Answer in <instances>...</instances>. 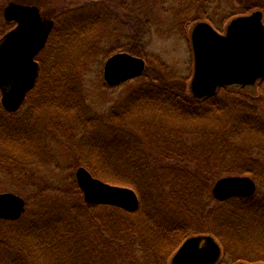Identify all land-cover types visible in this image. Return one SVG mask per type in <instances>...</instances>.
<instances>
[{"label": "trees", "instance_id": "trees-1", "mask_svg": "<svg viewBox=\"0 0 264 264\" xmlns=\"http://www.w3.org/2000/svg\"><path fill=\"white\" fill-rule=\"evenodd\" d=\"M28 1L38 5L46 3V0ZM134 2V11L132 8L129 10L132 14H135L136 20L137 18L141 19L145 7L152 9L160 7L165 12L173 10L172 28L182 35L185 34L187 26L192 22L206 20L217 30H221L223 23L228 19L248 14L257 9L264 11V0H135ZM89 6L75 8L72 10V13L69 10L55 14V26L50 38L51 41L53 40V45L56 48L61 45L60 60H63L65 57L62 52L67 49L69 51L67 54L71 56L72 45H75L76 42L90 44L91 41H94L93 47L96 43L106 40L105 38L108 36L109 30L103 29L104 31H102L101 19H105L111 23L109 14L106 10H101L96 5ZM129 6L133 7L132 5L127 6V4H124L122 8H129ZM136 22L139 23V20ZM69 40L71 43L68 42ZM134 46L136 47L135 43ZM42 52L37 58L40 63L42 60L39 56L42 55ZM139 52V55L144 54L141 51ZM69 55L65 58H69ZM64 61H67V59ZM59 63L58 70L64 75L65 66L63 61ZM138 79H140L141 84L139 88L137 87L132 92V95L129 97L130 99H127L129 101L124 100L120 105L118 104L113 108L112 111L107 112L105 117L100 118L103 128L112 132V136L103 138L102 142L106 148L107 146H110V148L115 146L117 148L118 153L114 154L116 158L114 160L116 161L110 159L112 156L109 158L104 156L108 160L106 161L108 165H105V167L101 166L102 168H97V165L91 163L88 165L91 169L90 171L95 176L116 184L129 185L137 191L140 197L143 192L140 180L146 181L153 177L154 182L161 183V181H165L162 178H166V184H170L171 187L170 191L160 195L164 196L165 199H170L177 208H173L175 211L173 215L175 217L169 219L170 223L164 222L165 225L159 228L157 224H153L150 221L148 211H145V209L139 208L136 212H131L111 204L117 207L116 209L122 214L121 216L133 215L132 217L134 218L133 222L129 218L130 228L126 231H121L120 229L122 228L116 229L106 223L101 224L100 234L102 242L105 243L116 239L118 243L122 244V241L130 238L131 228H133V231L135 230L134 235L142 245L144 244V251L146 253H155V259L150 261V263L163 264L159 259L164 258L168 254L169 248L172 251L174 243L175 247H178L177 240L179 233L184 235L180 239L191 235L188 231H192V229H188V226L193 223L188 221L182 224L180 222L182 213L179 209V206H182V208L190 206L188 208H192V212L189 216H199L204 224L211 217L215 220L218 219L220 223L219 228L205 227L204 225L195 231L214 235L224 246L226 255L232 256L235 259L234 261L264 262V241L254 246V253H248L245 250L241 252V249L238 250L242 253L241 257L235 253L237 252L236 249L246 244L254 233L260 234L261 237L264 236V160L261 157L264 155V119L260 117L258 109L252 103L240 99L237 95L239 93L231 90V87L223 86L218 89L216 94L203 99H197L192 94L188 95L185 90L173 82V78L169 82L156 84L149 81V78L145 74ZM57 82L52 89L49 88L48 92H53V96L58 93L60 97L55 95L53 98L52 94L49 95L48 92L47 96L45 95V91L39 95L38 100L58 106L61 103V95L64 92L61 91V88L63 85H68V81L64 75V78ZM259 83L264 84V79ZM42 87L38 84L37 80L32 91ZM28 96L26 101L28 100ZM132 102L139 103V107L143 104L144 109L148 107L153 111L152 114L156 113L159 117H166V119H134L135 113L133 111H135L136 107L132 106L134 109L131 111ZM232 109L237 112L239 116L237 119L230 116L232 115L230 112ZM22 115L21 109L16 112H10L4 109L2 103H0V175L3 173L6 175H21L25 171L27 172L28 167L31 165H38L42 162L46 163L48 159L52 158L53 150L51 149V143L54 139L50 138L51 135H54L55 139L62 137L57 128L49 126L44 128V130L48 129L49 133L43 137V132L41 135L34 132V127L32 126L34 124L33 120L21 119ZM228 115L230 119H223V117H228ZM97 126L100 128L99 125ZM137 127L144 131L145 136L154 144V149L162 153L161 155L165 162L157 169H152L154 161L152 160V154L148 153L146 149V143L143 141L144 138L136 133V131H134L135 135L132 134L133 130H136ZM93 128H95V125L90 123V126L85 129L87 132H85L90 133ZM117 130H119V133H117ZM64 131H62V135L63 133L65 134ZM163 134H165L164 139ZM188 136L190 137L188 139L193 138V136H196L197 139L203 137V143L198 142L195 147L194 145L191 146L187 143L188 140L186 138ZM83 139L89 140L88 145L92 147L91 137L84 136ZM81 144L82 142L79 143L80 147ZM37 149H39L38 152ZM41 151H43L42 156H40L42 154ZM117 161L123 162V164L125 162L128 166V171L123 170L124 172H120L118 170L119 172H117V167H120L117 165ZM220 172L233 175H252L259 184L257 192L251 197H233L222 202L217 201L213 196L205 199V193L203 192L206 187L205 183L211 182L213 180L212 176ZM121 173L122 175L125 174V177ZM71 181L74 189L79 193L81 190L78 184L73 179ZM195 196L198 199L191 206L187 201L190 200V197L194 198ZM200 197L202 198L201 200ZM141 199H143V196ZM66 202L59 203V201H55V203H48L43 206L42 212L46 215H50L56 211L65 214L70 213L73 209H66ZM198 204L199 207L196 210V205ZM108 205L84 203L83 207H80L82 210L85 209V206L91 209H103V207ZM160 205H162L161 201ZM220 206H222V211H219ZM62 209L66 211L60 212ZM60 219L62 220L63 218ZM253 220H255L257 225L260 223L259 227L250 225L249 222ZM17 222L19 220L0 218V224H6L3 229L0 228L1 240H6L1 231L6 229L7 224ZM27 224L21 229L23 233V236H20L19 240L22 244L21 248H11V250L6 245L3 252H0V262L3 264H33L36 262L37 255H35L34 245L37 240L36 234H38L41 242L45 241L46 238L47 244L54 241V239L56 242L58 241L57 243L62 247L61 252H58L60 256L64 257L67 264H87L84 255L87 250L84 244L86 243L87 245V242L86 238L84 239L83 237L81 229L78 232V228L75 229L71 225L72 223L68 225L64 223L63 226L65 227L60 231L59 227L56 226L57 228L54 233L50 229L46 230V234L44 230L32 234L35 230L32 229L33 226H28ZM252 227L254 229H251ZM150 232L163 237L162 245L157 243L158 246L153 245L150 248ZM126 234H128L127 237H125ZM164 234L166 235V242L164 236H162ZM81 239L85 240V243ZM90 239H88V242L91 244L95 242L92 238ZM27 240H31L33 245L29 244ZM24 245L32 247H25ZM20 249L23 251L27 250L28 253H31L33 250V258L30 256L32 260L25 261L30 260L25 256L27 251L21 253V251L19 252ZM93 251L96 252V257L95 260L92 259V263L97 264L100 260L105 261L104 254L106 252L103 245L99 246L96 243L93 246ZM134 252L137 254L136 251ZM126 253L130 258L131 251L127 249ZM21 261L23 262L21 263Z\"/></svg>", "mask_w": 264, "mask_h": 264}, {"label": "rangeland", "instance_id": "rangeland-1", "mask_svg": "<svg viewBox=\"0 0 264 264\" xmlns=\"http://www.w3.org/2000/svg\"><path fill=\"white\" fill-rule=\"evenodd\" d=\"M11 1L36 4L31 3V1L28 0H0V38L15 26V23L8 22L4 16V9ZM134 1L135 0H46V3H41L43 5L36 4L41 8L42 12L48 19H55V14L57 13L69 10H71L72 13V10L75 8L96 5L100 7L101 10H106L108 12L111 18V23L105 19H101L102 31H104L103 29H107V31L109 30V33H107L108 36L105 38L106 40H104L105 42L102 41L101 43H96L93 47L92 44L94 41H91L90 44L76 42V46L72 45L71 56L67 54L69 53L67 49L62 53L65 57L69 55V58L64 57L63 60H60L59 58L62 51L61 45L56 48V46L53 45V40L51 41V38L49 37L50 40H48L47 47L42 52V55L39 56L42 62H39L40 71L37 80L38 84L43 87L40 89L36 88L33 91L31 90L28 100L25 101L21 107L23 112L21 119H32L34 122L32 125L34 127V132H37L40 135L43 132V137L47 136V133H49L48 129L44 130L46 126L57 128L62 137L55 139L54 135H51L50 138L54 139L51 143L53 156L51 155L52 158L48 159L46 163L42 162L38 165H31L28 167L27 172L25 171V173L21 175H6L4 173L0 175V193L13 192L20 195L26 201L25 211L18 219L19 222L7 224L6 229L1 231L6 240H1L2 235H0V252H3L6 245H8L7 247L10 249L21 248L22 244L19 241L20 236H23L21 229L27 223H32L27 224L28 226H33L32 229H34L35 232L32 234L41 230H44V233L46 234V230L50 229L52 233H54L57 227H59V231L65 227L63 226L64 223L66 225L72 223L71 225H73L75 229L78 228V232H80L81 229L84 239L86 238L88 246L86 245L85 240H81L85 243L84 245L87 248L84 253L86 257L85 262L87 264H96L91 262L92 259L95 260L96 257V252L93 251V246L96 243L99 246L103 245L106 252V254H104L105 261L100 260L97 264H151L150 261L155 259V253H146L144 251V244L142 245L134 235L135 230L133 231V228H131L132 232L130 233V238L122 241V244L118 243L116 239L103 243L100 234L101 224L106 223L111 227L116 229L122 228L120 229L121 231H126L130 228L129 218H131V222H133V215L125 214L126 216H121L122 214L116 209L117 207L112 206L111 204L103 207V209H91L90 207L85 206V209L82 210L81 207H83V204L88 203L84 200L82 190L80 189L81 191L78 193L74 189L71 181V179H73L78 184L76 171L81 166L91 170L88 165L89 163L97 165V168L101 166L105 167V165H108L106 163L108 160L105 159V157L109 158L112 156L110 158L111 160L116 159L114 154L118 153L117 148L115 146L112 148L107 146L106 148L102 142L103 138L112 136V132L103 128L100 118L105 117L107 112L112 111L113 108L118 104L120 105L124 100L130 99L129 97L132 95V92L137 89V87L139 88V85L141 84L140 79L137 78L127 80L115 86H110L104 78V66L111 55L118 52H130L141 56L146 59V70L144 74L149 78V81H152V83L155 84L166 83L173 78V82L185 90L188 95L192 94L190 91V81L194 70V58L190 40V31L196 22L190 23L187 26L185 34L182 35L172 28L173 10L165 12L162 11L160 7L154 9L145 7L141 19L137 18V20H139L138 23L136 22L135 14H132L129 10L132 8L134 11ZM124 4H127V6L132 5L133 7L129 6V8H122V5ZM230 20L228 19L223 23V27L220 30L221 32L224 33L226 31L227 24ZM108 24H110L109 28ZM68 42L71 43L70 40ZM134 43L136 44V47L134 46ZM139 51L144 54L139 55ZM65 59H67V61H64ZM60 61H63L65 66L64 75L65 79L68 81V85H63L61 88V91H64L63 95H61V103H59L58 106L50 105L47 104L48 102L45 103L38 100V98L39 95L45 91V95L47 96L48 94H52L53 98L55 95L60 97L58 93L53 96V92H48L49 88L52 89L53 86H55V83H58L57 81L64 78V75H62L63 73L61 74L60 70H58ZM259 82L256 85L247 88H241L240 86H232L229 88L238 92L239 94L237 95L240 99L255 105L260 117L264 119V84H260ZM237 95L234 96L238 97ZM1 97L2 93L0 91V103ZM139 105L140 104L136 102H132L131 104V111L136 107L135 111H133V113H135L134 119H166V117H159L156 113L152 114L153 111L148 107H145L144 109L143 104L141 107H139ZM132 106L134 108H132ZM230 112L232 113L230 116L236 117V119L239 117L234 109L230 110ZM230 116H225L223 119H230ZM90 123L94 124L95 128H93L90 133H86L87 131L85 129L90 126ZM97 125H99L100 128ZM64 129L66 130L64 131ZM62 131H64L65 134L63 133L62 135ZM118 131L119 130H117V133H119ZM134 131L144 138L143 141L146 143V149L148 150V153L152 154V160L154 161L152 169H157L163 162H165L162 158V153L154 149V144H152L149 138L145 136L143 130L137 127L136 130H133V135H135ZM84 136L91 137L93 144L92 147L88 145L90 142L89 140L83 139ZM164 138L165 134H163V139ZM188 138L190 137L188 136L186 138L188 140L187 143L191 146L194 145L195 147L198 142L203 143V137L200 139L198 138L199 140L196 136H193L194 139L192 137L191 139ZM49 140L51 141V139ZM81 142L82 144L80 147L79 143ZM38 150L39 149H37V152ZM42 152L43 151H41V153ZM42 155L43 153L40 156ZM261 157L264 160V155ZM116 163L120 166L117 167V172H124L123 170L128 171V166L125 162L124 164L119 161ZM228 175L233 174H225L222 172L217 173L212 176L213 180L211 182L205 183L206 187L203 191L205 193V199L209 198V196H213L212 189L215 182L219 178ZM246 175L252 176L250 174ZM122 176L125 177V174ZM153 180V177L146 181L140 180L143 199H141V196L139 208L148 211V216L151 219L150 221L153 224H157L159 228H162L165 225L164 222L170 223L169 219L175 217L173 214L175 212L174 209L177 207H175L170 199H165L164 196L162 197L160 195L170 191L171 187L170 184H166V178H162V180L165 181H161V183L154 182ZM106 182L113 185L131 187L129 185H121L120 183ZM189 199L190 200H188L187 203L192 206L196 203L198 198L196 199L195 196L194 198L190 197ZM201 199L202 198L200 197V200ZM55 201H59V203L67 201L65 203V208L73 209L72 212L65 214L56 211L50 215L44 214L42 212L43 206L48 203H55ZM160 201L162 202V205H160ZM188 207L190 208V206ZM188 207L186 206V208H182V206H179V209L182 213L180 222L182 224L188 221L193 223L189 225L190 227L188 226V229H192V231H188L189 234H199V232H196L195 230L204 225L205 227L210 226L212 228H219L220 223L218 222V219L215 220L211 217L210 220H208V222L206 221V224H204L199 216L192 217V215L190 217L189 215L192 212V208L189 209ZM198 207L199 204L196 205V210ZM65 211V209L60 210V212ZM219 211H222V206L219 207ZM60 218L63 219L61 220ZM249 223L255 227H259L260 225V223L257 225L255 220L252 222L250 221ZM4 225L6 224H0V228L3 229ZM251 229H254V227ZM221 231L224 232L223 229H221ZM149 234L151 237L149 243L150 248L153 245H162L163 237L151 232ZM251 234L253 233L251 232ZM127 236L128 234L125 235V237ZM162 236H164L166 242V235L164 234ZM182 236L184 235L179 233L177 240L179 245L185 239H180ZM90 238L95 242L92 244L88 242V239L91 240ZM36 239L34 248L35 255H37V261L33 264H67L64 257L59 254L62 247L59 246L60 244L57 243L58 241L56 242L54 239V241L47 244L48 242L46 238L45 241L41 242L38 234H36ZM263 241L264 236L261 237L260 234L254 233V235L248 239L246 244L236 249L237 252L235 253H237L239 257L242 256L241 252L244 250L248 253H254V246L259 242L263 243ZM27 242L33 245L31 240H27ZM25 247L32 246L26 245ZM222 247L223 253L221 264H234L239 261L249 262L247 260L234 261L235 259L232 258V256L225 254L224 246ZM173 248L172 251H170L171 249L169 248L168 254L164 258H158L163 264L170 263L171 257L177 249L176 247ZM127 249L131 251L130 258L126 253ZM230 249L232 248L230 247ZM239 249H241V252L238 251ZM20 251L21 253H24L27 250L23 251L20 249L19 252ZM134 251H136L137 254H135ZM33 255V250L31 253H28L27 251L25 254L29 259L30 256L33 258ZM31 260L32 259L25 261L28 262ZM22 262L23 261H21V263ZM0 263L3 264L2 262Z\"/></svg>", "mask_w": 264, "mask_h": 264}, {"label": "water", "instance_id": "water-1", "mask_svg": "<svg viewBox=\"0 0 264 264\" xmlns=\"http://www.w3.org/2000/svg\"><path fill=\"white\" fill-rule=\"evenodd\" d=\"M4 16L16 24L0 38L1 100L7 111L15 112L36 84L40 69L36 56L45 47L54 20L44 17L38 5L15 1L7 4ZM190 40L194 58L190 91L195 98L213 95L222 86L248 87L264 79L262 10L234 17L224 33L208 21H199L191 29ZM145 70L143 57L118 52L107 59L104 78L110 86H115L141 76ZM76 179L87 203L115 204L131 211L140 207L139 196L133 188L110 184L84 166L77 169ZM256 189L251 176L228 175L215 182L212 193L217 200L224 201L235 196H253ZM25 206L26 201L20 195L0 193V218L17 220ZM221 255L222 246L215 237L193 235L181 244L171 264H215Z\"/></svg>", "mask_w": 264, "mask_h": 264}, {"label": "flooded vegetation", "instance_id": "flooded-vegetation-1", "mask_svg": "<svg viewBox=\"0 0 264 264\" xmlns=\"http://www.w3.org/2000/svg\"><path fill=\"white\" fill-rule=\"evenodd\" d=\"M253 196H254V195H253ZM137 210H139V209H137ZM137 210H136V211H137ZM136 211H133V212H136ZM196 235H208V234H205V233H199V234H196ZM209 235H212V234H209ZM184 240H185V239H184ZM184 240H183V241H184ZM181 244H182V243H181ZM181 244H180V245H181ZM180 245H179V246H180ZM221 245H222V244H221ZM171 259H172V257H171ZM221 263H222V255H221L220 260L217 261L215 264H221ZM169 264H171V260H170V263H169Z\"/></svg>", "mask_w": 264, "mask_h": 264}]
</instances>
